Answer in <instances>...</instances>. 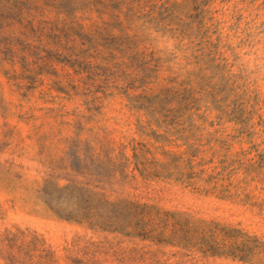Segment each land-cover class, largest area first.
<instances>
[{
    "label": "rangeland",
    "instance_id": "1",
    "mask_svg": "<svg viewBox=\"0 0 264 264\" xmlns=\"http://www.w3.org/2000/svg\"><path fill=\"white\" fill-rule=\"evenodd\" d=\"M95 1L0 0V264H264V0Z\"/></svg>",
    "mask_w": 264,
    "mask_h": 264
},
{
    "label": "trees",
    "instance_id": "2",
    "mask_svg": "<svg viewBox=\"0 0 264 264\" xmlns=\"http://www.w3.org/2000/svg\"><path fill=\"white\" fill-rule=\"evenodd\" d=\"M111 1H114V0H111ZM136 1L137 0H130V2L127 4L128 8H127V10L125 12H122V7L125 6V4L123 2L116 3V5L115 4L109 5L110 7H112L113 17L116 18L120 22L119 24L121 26H124V23H126V25L128 23L131 24L136 19V16H134L135 13H137L136 6H135V2ZM96 4H102V1L101 0H96L95 1V5ZM175 8H176V5H173V9L174 10H175ZM169 13L172 14V13H174V11L173 12H169ZM128 27L129 26H125V29H126L127 32H129L128 31V29H129ZM137 37H138L137 34H133V35L130 36V35L124 33V39L123 40L124 41H130L132 38H137ZM117 38H119V37H117ZM167 92L169 93L170 91H167ZM172 100L173 99H171V100H167L166 99V101H164V103H163V101H160V103H159L160 107L159 108H155V109L165 110L166 107L169 104L172 103ZM178 106H180V102L178 103L177 108H178ZM175 108L176 107H172L171 109H168V110H170L172 112V111L175 110ZM129 205L130 206H134L135 208H141V207L145 208V207L148 206V205L139 204L137 202H129ZM122 210L123 209H116L115 208L114 212H109V216L108 217H104L103 215H100L99 213L95 212V219H96L97 222L98 221L99 222L100 221H104L106 219L114 227V230H116V231H125V230H123V228H121L122 225L124 224V217H125V215L122 213ZM128 212H130V210ZM127 216H129V214H127Z\"/></svg>",
    "mask_w": 264,
    "mask_h": 264
}]
</instances>
